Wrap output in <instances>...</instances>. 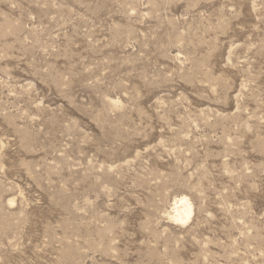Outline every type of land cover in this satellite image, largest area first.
<instances>
[{
	"label": "rangeland",
	"instance_id": "obj_1",
	"mask_svg": "<svg viewBox=\"0 0 264 264\" xmlns=\"http://www.w3.org/2000/svg\"><path fill=\"white\" fill-rule=\"evenodd\" d=\"M0 264H264V0H0Z\"/></svg>",
	"mask_w": 264,
	"mask_h": 264
},
{
	"label": "bare ground",
	"instance_id": "obj_2",
	"mask_svg": "<svg viewBox=\"0 0 264 264\" xmlns=\"http://www.w3.org/2000/svg\"><path fill=\"white\" fill-rule=\"evenodd\" d=\"M173 208L174 210L172 211H174V216L172 218L175 221L185 222L186 220H189L192 214V209L186 198L183 197L175 201Z\"/></svg>",
	"mask_w": 264,
	"mask_h": 264
}]
</instances>
